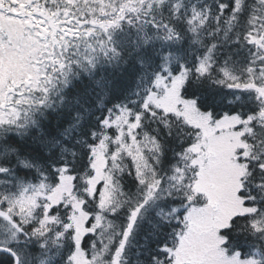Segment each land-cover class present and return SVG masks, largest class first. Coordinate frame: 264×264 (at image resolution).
Listing matches in <instances>:
<instances>
[{
	"label": "snow or ice",
	"instance_id": "1",
	"mask_svg": "<svg viewBox=\"0 0 264 264\" xmlns=\"http://www.w3.org/2000/svg\"><path fill=\"white\" fill-rule=\"evenodd\" d=\"M0 264H264V0H0Z\"/></svg>",
	"mask_w": 264,
	"mask_h": 264
},
{
	"label": "trees",
	"instance_id": "2",
	"mask_svg": "<svg viewBox=\"0 0 264 264\" xmlns=\"http://www.w3.org/2000/svg\"><path fill=\"white\" fill-rule=\"evenodd\" d=\"M117 38L119 40H123L124 37L120 34L119 30H117ZM124 72L128 75L131 76L132 73L128 71L127 68L124 69ZM96 74L99 76L101 74L108 76L109 78H115L117 80H122L123 75L119 72V70L114 69L111 65H104L102 69L98 68ZM129 84H131V81H128Z\"/></svg>",
	"mask_w": 264,
	"mask_h": 264
}]
</instances>
